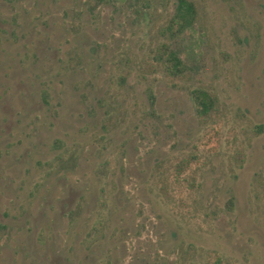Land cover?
Here are the masks:
<instances>
[{
	"label": "rangeland",
	"instance_id": "obj_1",
	"mask_svg": "<svg viewBox=\"0 0 264 264\" xmlns=\"http://www.w3.org/2000/svg\"><path fill=\"white\" fill-rule=\"evenodd\" d=\"M190 1L0 0V264H264V0Z\"/></svg>",
	"mask_w": 264,
	"mask_h": 264
},
{
	"label": "trees",
	"instance_id": "obj_2",
	"mask_svg": "<svg viewBox=\"0 0 264 264\" xmlns=\"http://www.w3.org/2000/svg\"><path fill=\"white\" fill-rule=\"evenodd\" d=\"M174 3L175 11L172 15L169 29L173 30V28L176 26L178 30L183 31L192 24L195 15V9L193 3L190 0H174ZM179 52L180 51L178 49L172 48L166 53L167 71L176 77H182L186 70L184 61L181 55H179ZM193 94L195 95L196 100L198 99V104L201 108L200 112H207L213 103L209 94L206 91L201 90H196L193 92ZM149 98L151 112L148 114L154 116V97L151 93H149Z\"/></svg>",
	"mask_w": 264,
	"mask_h": 264
}]
</instances>
